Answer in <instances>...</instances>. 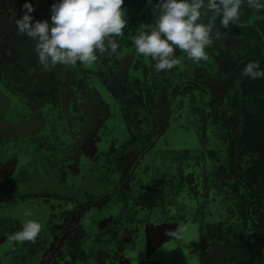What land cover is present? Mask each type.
Instances as JSON below:
<instances>
[{"label": "trees", "instance_id": "obj_1", "mask_svg": "<svg viewBox=\"0 0 264 264\" xmlns=\"http://www.w3.org/2000/svg\"><path fill=\"white\" fill-rule=\"evenodd\" d=\"M56 2L58 0H42L34 6L32 0H0V15L7 17L4 23L2 21V24L5 26L10 21L21 18L25 11L23 8L25 3H31L35 9L31 13L33 23L37 20H48L51 23V6ZM157 3L158 0H124L123 8L125 9L128 25L124 29V36L117 38L119 45L117 49L121 54L118 55L117 52L110 54L97 53L98 60L88 68L77 63L78 66L81 65L83 68L80 70L77 67L75 68V73L73 72L75 83H72V86L70 85L69 90L67 89L69 97H65L64 101H60L57 94L59 91L66 89V84L63 82L65 77H68V74H65V70L68 67L63 70L65 67L57 65L55 68L50 67L45 70L39 64L37 57L32 58L33 62L29 63L31 58L26 52L30 54L32 51L34 54V42L31 41V44L27 45L29 51L26 50L23 59L20 62H16L14 67H11L14 75L16 73L20 78L29 76L26 80L27 83L23 82L22 85L26 84L33 91L29 103V119L26 120L27 123L25 125H22L24 127L19 132L24 135H33L37 130L41 132V127L44 125L43 136L53 147L65 144L66 141L70 140L72 150H74V146L78 149L73 136H78V132L82 131L74 132L70 130V126L75 120L69 119L62 129L63 134L60 133L61 128L56 125L53 105L63 104L67 107L71 98L77 93H82V91L86 96L84 89H94L96 77H98L101 86H107L111 101L114 102L115 99L125 108V112L118 115V117L124 120L125 128L129 127V130L136 135L134 144L130 146V158L135 160L133 163L135 165H132L134 169L140 167V164L143 166L142 158L147 152L154 154L158 140L169 129L170 123L172 121L179 122L186 112L189 113L187 114L188 116H192L194 127L203 136L207 135L208 132L206 122L210 128L211 124L216 120L220 128L216 130L219 137L215 140L216 142L219 140V144L226 153H223L222 150L217 152L215 149H208V144L203 147V153L215 154L213 162H216V157L218 156L219 167L225 170V176L228 177L229 183L230 180L231 183H234V188L230 183L231 193L228 196L232 197V194H234L237 199L236 201L234 198L232 205H235V209L240 210L246 216L245 220H248V224L254 228L257 237L264 239V79L253 80L241 75L249 61H258L260 69L264 70V10L255 11L246 6L242 7V15L238 25L230 26L228 29H224L221 26L220 18L211 20V14L208 17H204L205 22L214 24V31L219 30L222 34V38L219 41H215L207 51L209 59L215 65L205 67L203 73H196V78H192L194 81H184L187 78L185 77L186 74H190L195 69L194 64L186 60L184 54L179 52L182 55L181 64L170 71H161L165 76V79L161 78L163 80L162 83L155 82L150 84L149 77H154L155 74V61L150 59L148 62L149 67H151L149 69L151 73L148 74L146 57L138 53L136 55L132 54V50L135 49L133 37L138 34L142 27L145 30L155 27V18L158 15L155 7ZM205 3H207V0H205ZM9 33L8 31L7 34L9 35ZM13 34L19 40L26 37L18 35L17 31ZM22 42L24 43L25 41ZM128 56H130V59ZM99 61L100 64L98 63ZM208 61L205 63L208 64ZM108 64L111 67L106 71L105 66ZM0 65L2 64L0 63ZM132 84L134 86H131ZM167 89H171V91L163 96L162 92ZM172 91L173 95L170 96ZM158 94H160L159 98L157 97ZM197 97L202 99L200 103L197 101ZM189 98H195L196 103L193 105L186 103ZM40 100L42 101L41 105H39ZM142 108L145 109L143 114L140 113ZM183 108L184 110L181 112ZM214 110L218 111V114H213L212 111ZM142 115L143 121L137 125L135 122L137 116ZM139 125H141L140 127L150 125L151 131L148 130L150 132L141 134L142 131L139 130L137 134L136 130L139 129ZM201 126L204 128L202 132ZM25 128H28L29 132H26ZM208 133L211 135L213 133L212 129ZM30 137L32 136L27 138ZM21 138L23 137L21 136ZM207 139L208 136L206 143L209 142ZM110 154H114L113 148ZM165 154L172 155L179 154V152L166 150ZM78 156L86 158L85 160L81 159L80 166L89 164V167L87 166V171H89L91 166L90 159H92L91 154H77L72 156L71 160ZM61 158L50 155L44 161L38 158L28 159L24 168L28 170L31 178L34 177L33 184L37 188L26 190L22 193L26 197V194L33 193L32 198L21 199L17 187L9 188V184L6 186L0 185V213L17 207L20 209L18 215L27 218L24 215L25 212H31L32 215L28 216V218L38 220L44 225L39 238L44 233L49 235V240L45 239V245L33 250L31 259L28 260L29 264L45 261L47 263L48 261H61L63 264L66 263L65 259H62L63 254H71L77 259L82 257L86 262L99 259L98 262H101V264H119L121 262L119 260L120 256L127 257L133 254L134 250L139 251L142 262V257L145 259L144 235L141 236L139 230L129 227L130 215V219L127 217L129 224L125 226L121 224L120 215L116 216L110 226L102 232L104 234H100L95 240L89 238L87 234L91 244L85 242L87 237H84V234L82 235L83 230L78 227L71 230L74 225L72 218L74 219L75 216L71 209L63 211L64 207L61 202L67 206L65 201L70 197V192L74 190L77 175L73 172L75 165H68L70 166L68 169L67 160L65 161ZM177 160L178 162L180 161V159ZM233 162L238 168L237 172H239L240 180L231 170ZM57 167L61 169L62 174L57 171L58 169L56 170ZM147 169L148 167L142 168V171L137 173L141 176ZM171 169H173L172 165L170 166V172L167 174H170L174 179L176 171ZM122 170L123 175L126 174L125 169L123 168ZM131 177L132 175H130ZM63 178L67 181L68 197L65 196L64 199L51 196L50 191L46 187L49 186L53 189L64 191L66 186L62 184ZM159 178L154 177L152 179L150 177V180L141 189L130 182V192L128 191V185H126L128 178H120L119 191L122 193L121 196L124 195V198H130V209L132 206L135 208L136 201H138L137 205H141V207L136 212L145 209L158 211L156 220L162 223L167 221L168 214L166 209H168L167 205L170 203L165 205L164 197L161 194L168 182H164L163 186H161L156 180ZM172 183L173 181L169 182V184ZM180 186L181 184L179 183L176 188H180ZM242 189H244L243 192ZM213 195H221L222 202H225L222 199L224 196L221 192L216 191ZM210 201L208 200V204ZM178 202L180 203V201L174 203L177 209L183 205V203L182 205L177 204ZM189 210L187 209L186 212ZM182 216L174 215L176 219H171V216H169V221L179 220L183 218ZM188 220L186 219V221ZM140 221H143V219ZM21 225L19 224V229ZM53 226H55L56 233L53 232ZM220 227H209L205 241L199 240V243L202 242L201 253L203 256H200L201 264H211V257L206 250L209 243L207 238H213L214 244H216L215 240L222 243L226 241L223 237L225 235H222V238L219 234L223 233L227 228L224 224H222V229ZM216 232H219V234H216ZM209 233H211V237ZM112 238L116 240V243L112 242ZM46 248L47 252L43 253V255L46 253L47 255H41V249L44 250ZM60 250H62V254L58 255ZM226 252L220 251L217 258L213 259L212 262L214 264L218 263V257L223 260L224 257L222 256ZM256 260L257 263L261 264L264 261V257H258ZM122 263H125V260Z\"/></svg>", "mask_w": 264, "mask_h": 264}, {"label": "clouds", "instance_id": "obj_2", "mask_svg": "<svg viewBox=\"0 0 264 264\" xmlns=\"http://www.w3.org/2000/svg\"><path fill=\"white\" fill-rule=\"evenodd\" d=\"M124 0H58L51 6V23L37 20L33 23L31 3H25L24 14L15 19L17 34L34 42L33 52L39 64L48 70L57 65L75 68L77 63L91 67L98 55L115 53L117 38L124 36L128 25ZM264 10V0H158L155 27L141 28L133 37L136 53L155 61L157 72L170 71L181 64L177 50L194 65L207 61V49L222 38L214 24L205 22L220 18L224 29L238 25L242 7ZM250 79H264V70L258 61H249L241 73ZM209 117V116H208ZM212 155V154H211ZM31 216V212H25ZM44 225L35 219L23 221L20 229L7 237L10 245L35 243ZM192 224H178L167 234L182 240L194 229Z\"/></svg>", "mask_w": 264, "mask_h": 264}, {"label": "rangeland", "instance_id": "obj_3", "mask_svg": "<svg viewBox=\"0 0 264 264\" xmlns=\"http://www.w3.org/2000/svg\"><path fill=\"white\" fill-rule=\"evenodd\" d=\"M5 16L0 15V25L2 24L1 18H4ZM208 51V49H207ZM116 52L118 55H120V51L117 49ZM180 51L176 54V56L182 60V55L179 54ZM130 53V49H129ZM132 54L136 55L135 49L132 50ZM127 56V55H125ZM130 59V56H128ZM150 57L146 58L147 61V73L150 74L151 67H149L148 62L150 61ZM187 60V59H186ZM110 61V60H109ZM208 61V60H207ZM206 61H201L198 65H194V71L190 74H186L185 77H187L184 81H194L192 78H196V73L200 74L204 72V68L208 66H213L215 63L209 59L208 64L205 63ZM100 64V61L98 62ZM79 70L83 68L81 65L76 66ZM75 67V68H76ZM110 64L105 66V70L107 71L110 68ZM67 67L63 68L65 70ZM75 68H67L65 70V74H68V77H65V80L63 83L66 84V89L59 91L57 96H59L60 101H64L65 97H69L67 94V89L69 90L70 85L72 86V83H75L74 79L75 76L73 72L75 73ZM184 68V67H183ZM62 70V71H63ZM68 70V72H67ZM178 71V70H177ZM103 72V70H102ZM106 73V72H105ZM154 77H149L150 84H153L155 82L162 83L163 79H165V76L161 72H157L154 69ZM149 82V81H148ZM98 77L95 78V87L94 89L91 88H85L84 91L86 92V96L82 93L75 94L69 103L67 104V107L63 104H55L54 106V117L56 120V125L61 128L60 133L63 134L62 129L67 124L66 121L69 119H74L75 121L70 126V130L75 131H82L78 132V136H73L74 142L78 145V149L76 146L73 147L75 150L74 154H91V158L95 161L97 169H94L92 172L91 170L87 171L89 167V164L85 166L84 170V176H87L86 182L88 181L87 186L90 185L93 180H88L91 175L95 178L101 174L100 177H108L113 176L111 179L112 187L115 185L114 178L116 179V184L119 182V178L121 173L119 172L120 169L124 168L125 173L123 175L124 179L130 177L134 171L133 164L135 160L131 161L130 158V146L134 144V139L136 137L135 134H133L129 127L125 128V125L123 124V119L118 117V115L123 114L125 112V108L119 104V102L114 99V102L111 101V96L109 93V90L107 86H101L99 84ZM130 83V82H129ZM131 86H134L133 84ZM172 89V88H171ZM171 89H167L165 92H162V95L165 96L168 92L171 91ZM116 90V89H115ZM33 95V91L31 88L30 94L25 93V97L30 101L31 96ZM173 95V91L171 92L170 96ZM160 94L157 95L159 98ZM197 101L200 103L202 99L200 97H197ZM41 100L40 104L41 105ZM186 103L188 104H195L196 100L195 98H189L186 100ZM185 103V104H186ZM67 112H66V111ZM70 110V111H69ZM184 108L181 112H183ZM215 111V112H214ZM212 111L213 114H218V111L214 110ZM74 112V113H73ZM145 112V109H140V113L143 114ZM64 114V115H63ZM73 118H72V115ZM188 112H186L180 119L179 122H175L173 125H176V131L180 133V137L184 140H191L189 143L192 145L191 149L186 152L188 154L185 156L186 161L188 162V168L189 173L188 175V185L182 186L183 194L181 195L179 191L180 188H176V186L181 183L183 184L184 181L182 179V170H180V173L173 177L170 174L161 176L159 179H156L157 182L161 184H164V182H170L173 181L172 184H169L168 187L164 189V192H162L165 196L168 198L174 200L175 195L178 196V202L177 204L183 205L179 207V209H176L174 211H170L169 209H166L167 211V218L166 220H169V216H171V219H176L174 215H183L181 219L179 220H173L174 225L168 228L167 233L170 231H173L176 229L178 224H192L194 225V229L190 230L184 239L182 240H175L172 236L167 234V237L169 240L167 241L165 237H160L158 241L155 242L156 246H159L155 249V252H158L159 248L162 246V249L165 244H169L167 246V252L170 254L171 257H173L176 260V264H179L181 258L180 264H201L200 262V254L197 256V251L201 250L202 246L201 243L205 241L206 235H208V228L211 226H221L222 224L228 225V223L232 224V218L225 217L224 222L222 220H218L214 214V202L212 195L217 191L221 193H227L230 195L231 193V187L229 183V179L227 176H225V173L222 171V167H219L218 159L216 157V162H213V157L211 154H205L206 156H203V147H205L207 144L208 149H215L217 152L226 153L225 150L222 149L221 145L219 144V140L216 142V138L219 137L218 132L216 131L219 127L216 120H214L213 124H211L210 128L208 123L206 122V129L209 132L210 129H212V134L209 135L207 132V135L203 136L201 133H199L194 127V123L192 120V116H188ZM9 120V119H5ZM143 121V115L137 116L136 124L138 125L139 122ZM141 125L138 126V130H136V133H139V130L142 131L141 134L150 132V125ZM150 130V131H148ZM204 130V128L201 126V132ZM200 131V128H199ZM189 134V135H188ZM187 136V137H186ZM208 136V143H206V138ZM188 143V141H186ZM206 143V144H205ZM39 144H42V141H39L37 143L36 148H39V151L43 154L46 153V149L43 145L39 147ZM220 145V147H218ZM60 146V144H59ZM114 149V154L111 153V149ZM174 150V149H172ZM178 151V150H177ZM179 152L180 156L174 155L171 159L173 169L172 171H176L178 166V160L182 158L183 155ZM193 154V155H191ZM202 154V155H201ZM199 155V156H198ZM202 156V157H200ZM122 157V158H121ZM181 157V158H180ZM83 158V157H81ZM128 159H130V162H126ZM183 159V158H182ZM91 162V159H90ZM143 162V159H142ZM231 163V162H230ZM61 168V167H60ZM133 168V169H132ZM176 168V169H175ZM58 167L56 168V170ZM175 169V170H174ZM231 170L234 172L235 175L238 176L239 179V172H237L238 168H236V165L234 162L231 165ZM59 173L62 174L61 169L57 170ZM139 169H136L134 172L137 173ZM188 172V170L186 171ZM223 175V176H222ZM240 180V179H239ZM181 181V182H180ZM94 183V182H93ZM92 184V183H91ZM231 186L234 188V183H231ZM228 188V189H227ZM48 191H50L51 196L57 197V198H64L68 195L67 193H64L60 190L53 189L51 187H46ZM121 189V188H120ZM105 190V189H103ZM123 191V189H121ZM64 191H68V189H65ZM209 191L211 192L209 195ZM244 189H242V192ZM112 189L105 190L104 192H100V194H108L112 196ZM122 194V193H120ZM25 195H22L24 198L33 197V193H28ZM225 195V194H224ZM155 196V194H154ZM226 196V195H225ZM113 198V197H112ZM153 198V196H152ZM231 198V197H230ZM223 199V198H222ZM236 199V198H235ZM111 200V199H110ZM208 200L210 204H208ZM176 201V200H175ZM237 201V199H236ZM177 202V201H176ZM169 202H165V205H167ZM138 201H136V207H131L130 211H136L138 210L141 205H137ZM184 205H186L184 207ZM192 207L189 211L186 212L188 208ZM130 219V217H129ZM186 219H189L186 221ZM211 219L215 222H212ZM227 220V222H226ZM223 222V223H222ZM220 227V228H221ZM222 229V228H221ZM53 232L56 233L55 226L53 227ZM232 229H226L223 233L216 232L220 236L222 235H229L231 234ZM104 234V233H101ZM211 235V233H209ZM208 239V238H207ZM230 240L233 241L232 237H229ZM199 240H202L201 243H199ZM152 247L149 249L151 251L154 250V245L151 242ZM161 253V252H160ZM162 254V253H161ZM44 254L43 256H46ZM169 256V255H168ZM203 256V255H202ZM201 256V257H202ZM188 262L186 261V259ZM132 260L136 262V264H141L137 260V254H134L133 257H131ZM148 264V263H147ZM152 264H155L154 262Z\"/></svg>", "mask_w": 264, "mask_h": 264}, {"label": "flooded vegetation", "instance_id": "obj_4", "mask_svg": "<svg viewBox=\"0 0 264 264\" xmlns=\"http://www.w3.org/2000/svg\"><path fill=\"white\" fill-rule=\"evenodd\" d=\"M34 3L33 5L36 6L37 2H40L42 0H32ZM7 17L3 18V23L6 20ZM15 20V19H14ZM13 21H10L7 25L3 26L1 24L0 26V88H1V94L3 98L6 99L5 103L2 105V114L6 116V119L13 120V123L21 122L23 120L29 119L30 116V107L29 103L30 101L25 97V93L30 94L31 88L27 86L26 84L22 85L23 82H26V80L29 78V76H24L20 78L16 73L15 75L12 74V66L14 67L16 62H20L24 55L26 50L28 51L27 45L31 44V39L25 37L24 39L20 40L17 39L16 35L12 33L11 30H15L16 26ZM10 32L9 35L7 32ZM16 37V38H15ZM22 41H25L24 43ZM17 45V46H16ZM23 48V49H22ZM22 49V50H21ZM27 53V52H26ZM35 55V54H34ZM30 58H32V55H28ZM7 64V65H6ZM33 77V76H32ZM30 77V78H32ZM20 78V79H19ZM30 80V79H29ZM27 83V82H26ZM210 119V118H209ZM11 124V123H8ZM3 125L0 126V137L2 135L10 134L12 137H6L0 142V185L6 186L9 184V188L17 187L20 192L21 199L23 198V191L26 190H33L37 188L34 183V177L31 178L28 174V170L24 168L25 164L28 162V159H43V161L49 157L50 155H53V157H62L61 159L67 160V168L68 165H75L74 166V174L77 175L74 183V190L71 191L70 197L67 199L68 203L76 204L77 206V213L74 217V223L76 220H78L84 211V213L89 212V204L87 203L90 201V194L91 193H97L105 184L111 182V185L108 189H112V196L108 194H100L99 195V205L108 207L109 199H115L116 197H119L120 191H119V185L116 184V179L114 178L115 185L112 187V181L111 179L113 176L108 177H98L101 175L99 174L96 178L91 175V177L88 180H93V182L90 183L89 186H87L88 181L86 182L87 176L84 174V168L85 166H80L81 159L85 160L86 158H81L80 156L74 157L73 160H71L72 156H75L77 154H74L75 151L72 150L70 140L66 141L65 144H62L60 146H54L52 144L48 143V140H45V137L43 136V129L44 125L41 127L42 130L39 132L38 130L34 132L36 135H24L17 133H9L11 130L8 127L3 128ZM211 130V129H210ZM26 132L28 131V128H25ZM210 132V131H209ZM210 135V133H208ZM21 136L23 138H21ZM28 136H32L30 138H27ZM39 141H42V144L44 148L46 149V153H42L39 151V148H36L37 143ZM53 143V141H51ZM39 144V147L42 145ZM50 147V148H49ZM49 148V149H48ZM52 153V154H49ZM149 152H147L148 154ZM30 154V155H26ZM57 155V156H56ZM146 155V154H145ZM143 156V160L144 157ZM215 154H212V157H215ZM64 161V163H66ZM132 161V159H131ZM126 162H130V159H128ZM90 169L93 171L94 169H97L96 163L93 159H91L90 162ZM139 168V167H138ZM137 168V169H138ZM69 169V168H68ZM123 169V168H122ZM120 169V178L124 179L123 177V170ZM136 169H134L135 171ZM133 171L132 175H135L136 173ZM224 173L225 170H222ZM223 176V175H222ZM64 177V176H63ZM119 178V180H120ZM126 179V178H125ZM128 191L130 192V177H128ZM62 184L66 186L65 189H67V181L65 178H63ZM125 185V186H126ZM105 189V190H108ZM228 189V188H227ZM103 190L102 192H104ZM64 193H67L68 191H62ZM73 192V193H72ZM119 193V194H117ZM209 191V195H210ZM224 197V203L228 206L227 208V215L228 218H232V224L228 223V225H225L227 229H232L233 232L229 235L223 236L226 241L223 243L221 241H216V244L212 241L213 238H208V247H207V253L211 257V264H214L212 262L213 259H216L218 256V253L221 251H227L222 257H224L223 260H220V257H218V263L215 264H260L257 263L258 257H264V239L257 237V235L254 232V228H252L248 224V220H245L246 216L241 213L240 210L235 209V205H232L235 195L232 194V197H228L229 194L226 192L223 194ZM68 197V195H67ZM32 198V197H30ZM17 199V198H16ZM68 209V208H67ZM19 210L16 208H11L2 211L0 213V264H29L28 260L31 259V255L33 253V250L45 245V242L49 240V235H44L42 237H38L35 243L26 242L24 244H14L10 245L7 242V237L14 233L15 231H18L19 224H22L24 220L29 219L23 218L22 216L18 215ZM130 213V212H129ZM40 214V213H39ZM104 216V215H103ZM63 218V217H62ZM18 219V220H17ZM24 219V220H21ZM106 217L104 216L105 222ZM81 222V221H80ZM227 222V220H226ZM54 227V226H53ZM52 227V228H53ZM51 229V228H50ZM49 229V230H50ZM211 237V235H210ZM222 237V236H221ZM222 237V238H223ZM229 237L233 238V241L229 239ZM210 239V240H209ZM218 243V244H217ZM21 245V246H20ZM159 248L158 252H155L153 249L149 251L148 255L149 257H153L152 260H148V262L145 259H142L137 253L138 261L141 264H152L153 262L155 264H164L165 262H168V259L171 258V256H164L160 253ZM164 249L167 251L166 246H164ZM202 249V248H201ZM41 255L43 253L47 252L46 249H41ZM62 250L58 252V255H61ZM251 252V253H249ZM200 254L202 256L201 250L197 251V256ZM64 256L62 259H65L66 263L63 264H101L99 263V259H93L92 261H84L82 257L79 259L75 258L71 254H63ZM147 255V253H146ZM129 256V255H128ZM88 258V257H87ZM86 258V259H87ZM125 258V259H124ZM173 258V257H172ZM188 262L187 258H185ZM125 260V263H122V261ZM130 260H132L129 257H122L120 260L121 262L119 264H130ZM182 260V258H181ZM181 260L179 264L181 263ZM36 264H62L61 261L53 262L48 261V263L41 262ZM176 264V260L173 258V263ZM264 264V261L263 263Z\"/></svg>", "mask_w": 264, "mask_h": 264}, {"label": "water", "instance_id": "obj_5", "mask_svg": "<svg viewBox=\"0 0 264 264\" xmlns=\"http://www.w3.org/2000/svg\"><path fill=\"white\" fill-rule=\"evenodd\" d=\"M1 80V79H0ZM1 83V81H0ZM1 86V85H0ZM0 94H1V88H0ZM6 99L3 98L2 96H0V126L3 125L2 127H8L11 132L9 133H17V135L20 134V130L24 127L22 126L23 124L25 125L27 123V121L23 120L21 122H14L13 120H5L6 116L2 114V105L5 103ZM11 123V124H8ZM175 123V121H172L170 123V127L169 129L160 137V139L158 140L157 146L155 147L156 150H154L155 152H153L154 154H146L143 160V166L140 164V167L138 168L139 171H142V168L144 169L145 167H148L147 171L142 174L141 176H139L138 173H136L135 175H132V177L130 178V182L131 184H134L135 187H140V189L143 187V185L150 180V177H152V179L154 177H161L166 175L167 173L170 172V166L172 165L171 163V158L174 155L180 156L179 154H165L166 150H172L174 149L175 151L178 150V152H181L183 155L181 160L178 162V166L176 169V175L180 173V170H182V179L184 181L183 184H181L180 186V194H183L182 191V186H187L188 185V173H189V168L188 166V162L186 161L185 156H187L188 154H186L188 147L189 150L191 149L192 145L189 143V141L191 140H184L180 137V133H178L176 130V125H173ZM189 135V134H188ZM6 137H12L10 136V134H6V135H2L0 137V142L1 140H3ZM187 137V136H186ZM186 141H188V143H186ZM193 155V154H191ZM206 155L204 154V157ZM70 167V166H68ZM188 170V172H186ZM138 171V172H139ZM181 182V181H180ZM111 182L105 184L97 193H91L90 194V198L91 200L88 201L87 203L90 205L89 207V212L82 213V216L75 221L73 220V228L71 230H74V228L78 227L79 229L83 230L84 232L82 233V235L84 234V237H87V234L89 235V238H92V240H95V238H97L102 232L105 231V229L110 226V224L112 223L113 219L120 215L121 217V224L128 225V220L127 217H131L130 219V224L129 227H133L136 230H139L140 235H144V247H145V259L148 262V260H152L153 261V257H149L148 253H149V249L152 247V244L154 245V251L157 247L155 245V242L158 241V239L160 237H165L166 240L168 241L169 238L167 237V230L169 227H171L172 225H174V221H169L167 220L166 222H158L156 220L157 215H158V211H154L153 209H145V210H141V211H130L129 208V202H130V198L126 199L123 196H119L116 197L115 199L110 198L109 202H108V207L106 208V206H101L99 205V193L103 191V189H108ZM168 184L165 185L164 189L166 187H168ZM134 187V188H135ZM163 189V192H164ZM119 194V193H117ZM162 196L164 197V201L165 202H169L170 204L167 205L168 209L170 211H174L175 209H177V207L175 206V202L178 201V196L175 197L174 200L168 198L167 196H165L162 192H161ZM89 199V198H88ZM176 200V201H175ZM213 206L215 207L213 210V214L214 216L218 219V220H224L225 217H227V208L228 206L222 202L221 200V195H213ZM211 202V201H210ZM62 203V207L63 211L68 209L72 210V213L74 214V216L76 215L78 209L76 204L74 205L73 203H68L67 206H65V204L63 202ZM210 204V203H209ZM186 206V205H185ZM184 206V207H185ZM188 209H192V207L190 206V208ZM130 212V213H129ZM106 217L105 222L104 221V216ZM127 215V216H126ZM145 217V218H144ZM143 221H140L142 220ZM81 221V222H80ZM212 222H215L211 219ZM224 222V221H223ZM222 222V223H223ZM135 225V226H132ZM127 227V228H129ZM109 237V235H108ZM87 237L85 242H87V244H91L90 240ZM112 242L116 243L115 239H111ZM173 243V242H170ZM169 244H165L166 248L167 246L170 245ZM264 246V244H263ZM134 253L139 254L138 250H134ZM160 252L164 255V256H170V254L163 248L160 249ZM147 253V255H146ZM126 256V255H125ZM133 257L134 254H130L127 257ZM122 257L124 256H120L119 260L122 259ZM126 257V258H127ZM125 259V258H124ZM143 259V257H142ZM146 262V264H147ZM173 263V258H169L168 262H165L164 264H172ZM131 264H136V262L134 260H131Z\"/></svg>", "mask_w": 264, "mask_h": 264}, {"label": "crops", "instance_id": "obj_6", "mask_svg": "<svg viewBox=\"0 0 264 264\" xmlns=\"http://www.w3.org/2000/svg\"><path fill=\"white\" fill-rule=\"evenodd\" d=\"M15 32V30H11V35H12V33H14ZM21 40V39H20ZM17 46V45H16ZM28 51H29V49H28ZM27 55H29V53L27 52L26 53ZM30 54L32 55V58H34V57H36L33 53H32V51L30 52ZM31 58V61H29V63H32L33 62V59ZM28 62V61H27ZM35 62V61H34ZM28 69H32V68H28ZM34 69V68H33ZM34 70H36V69H34ZM249 253H251V252H249Z\"/></svg>", "mask_w": 264, "mask_h": 264}]
</instances>
